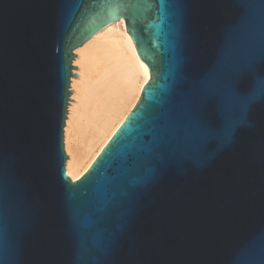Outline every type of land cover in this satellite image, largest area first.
<instances>
[{"label": "water", "instance_id": "1", "mask_svg": "<svg viewBox=\"0 0 264 264\" xmlns=\"http://www.w3.org/2000/svg\"><path fill=\"white\" fill-rule=\"evenodd\" d=\"M121 18L152 79L73 181L75 49ZM261 76L264 0H0V264H264Z\"/></svg>", "mask_w": 264, "mask_h": 264}, {"label": "bare ground", "instance_id": "2", "mask_svg": "<svg viewBox=\"0 0 264 264\" xmlns=\"http://www.w3.org/2000/svg\"><path fill=\"white\" fill-rule=\"evenodd\" d=\"M64 129L68 176L81 178L140 100L152 79L124 19L97 31L75 49Z\"/></svg>", "mask_w": 264, "mask_h": 264}, {"label": "snow or ice", "instance_id": "3", "mask_svg": "<svg viewBox=\"0 0 264 264\" xmlns=\"http://www.w3.org/2000/svg\"><path fill=\"white\" fill-rule=\"evenodd\" d=\"M257 80L258 78L253 76V78L250 81L245 82V87L248 89V96L247 99L251 100L254 98V89L257 87ZM259 80L261 83H264V76L259 77ZM241 84L239 81H234L230 87L229 92L233 96L239 95ZM219 89L217 86H214L212 84L205 85L200 93V102L203 103L206 100H210L214 98ZM235 122V115L232 111L225 109L222 116V125L220 128V134L223 139H229L232 134L233 124ZM201 134L209 140L211 143L212 140L217 135V129L213 128L212 126L202 123L200 128Z\"/></svg>", "mask_w": 264, "mask_h": 264}]
</instances>
